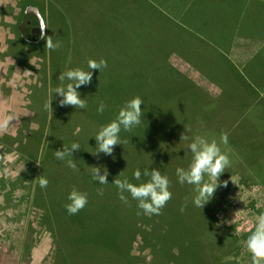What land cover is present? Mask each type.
Listing matches in <instances>:
<instances>
[{
  "label": "trees",
  "instance_id": "obj_1",
  "mask_svg": "<svg viewBox=\"0 0 264 264\" xmlns=\"http://www.w3.org/2000/svg\"><path fill=\"white\" fill-rule=\"evenodd\" d=\"M41 11L46 15L45 9ZM57 12L62 13L61 21H63L64 11L57 10ZM99 13V17H96L91 24V33L96 46L103 50V60L107 62V67L103 68L104 74H102L103 81L101 82L103 85L99 84L98 87H104L111 92V88L108 86L117 84L122 79L141 80V87L150 88L151 104L150 107L145 108L148 113L143 111L140 125L131 131H121L120 137L124 143L114 146L111 155L103 153L93 155L92 153L96 149L88 143L78 140L74 126L70 124H75L73 119L60 116V97L58 96L57 114L53 110L52 117L49 116L48 119V121L50 120L49 124L47 120L38 121L41 127L28 137L27 142L20 144L22 153L25 152L28 158L38 159L41 162L39 178L43 176L49 181L46 188H41L38 182L36 191L43 193L44 196L40 198L37 196L34 200L36 202L48 201L51 200L48 195H57V203L55 199L54 205L57 208L54 209L49 204V207L44 208L41 218V223L53 235L57 245V264H134L138 258L131 254V247L137 238H141L146 247L151 248L153 264H237L238 260L228 261L225 258L229 252L239 253V247H235L234 242L230 239L225 238L221 240V243L217 239L219 230L215 228L213 220L216 218V210L219 208V196L214 195L208 202V207L204 206L202 219L182 214L181 206L190 207L192 204L181 202L178 196H172L161 208L159 214H151L152 216H146L143 210L137 207V202L131 207L129 202L134 200L130 194L125 193L128 196L127 204L120 200L118 190L113 182L122 172L120 171L123 167L122 160H127V153H133L132 151L150 152L151 155L161 153L166 157V162H170L172 154L177 156L179 154V157L191 154L187 152V148H183L181 143L183 124L188 114L186 115L183 105L181 82L178 77L181 75L174 72L168 63L167 53L170 51L168 48L173 49L176 44L172 39H166V26L160 23H145L143 20L137 26L134 24L133 14L126 12L124 17L128 24L118 27L105 21L101 9H99ZM117 13H120V10ZM22 16L24 13L19 17V21L22 20ZM23 24L27 26L25 33L35 38L33 25L36 27L39 24L36 16L34 14L24 16ZM57 26L61 27L63 23L57 21ZM134 34L137 39H134ZM57 41H62V38H57ZM116 50L123 51L124 56H116L114 54ZM64 65L63 56H58L57 78L59 73L65 69ZM95 79L96 77H92L93 85H97ZM162 79H164V83ZM51 85L53 96V102H51L54 107L56 105L54 89L60 85V81L57 79V84ZM115 87H113L114 90ZM142 95L144 96V93ZM145 97L147 99L148 96ZM107 118L106 122L100 123L98 120L96 123L103 125L111 122L109 116ZM92 127H94L93 124ZM95 133L93 131L94 135ZM34 134L36 138L33 140H35L36 146L24 149L30 144L31 136ZM3 138L10 142L14 140L10 135ZM93 140L95 141L94 138ZM178 141H180L181 147L178 143L176 145ZM72 142H79L81 145V150L74 152V157H72L79 171H73L55 157L56 150H62L63 145L69 146ZM93 146L96 147L94 144ZM100 156H105L106 165H103L99 159ZM128 156L133 158L132 154H128ZM110 157H115L116 160L113 163L122 167L112 169ZM179 161L182 162V160ZM108 163L109 165H107ZM131 164H125V166ZM95 166L101 167V174H103L104 168L108 170V184L99 185L92 180L91 168ZM169 166L168 163L160 165L159 170L162 174L169 175L167 171L171 168ZM137 169L143 173L144 169L140 164L125 168L124 176L128 178L129 182L139 183L133 176ZM64 171L69 176L64 175ZM170 175L173 177L171 178L173 180L170 179L171 192L181 193L184 197L187 193L192 196L189 191V188L192 190V186L181 185L175 182L176 175L173 176L172 173ZM141 179L147 180V177L142 175ZM56 183L57 190L54 189ZM49 186L51 187L49 188ZM180 186H188L187 193L185 190H178L181 188ZM222 186L223 184H221ZM73 187L87 193L88 202L77 214L70 215L65 204L68 202L67 195ZM218 188L216 192L219 191ZM101 191L103 195L98 194ZM173 202L175 203L173 204ZM99 217L105 220L101 221L102 224H105L102 225V228L99 226ZM165 217H168L169 220H166ZM190 219L193 221L189 222ZM111 234L113 235L109 238ZM203 236L206 237V240L202 239ZM205 242H208L209 245ZM219 251L223 252L221 258H219ZM6 256L10 259L9 254L0 253V264H7L2 259Z\"/></svg>",
  "mask_w": 264,
  "mask_h": 264
},
{
  "label": "rangeland",
  "instance_id": "obj_2",
  "mask_svg": "<svg viewBox=\"0 0 264 264\" xmlns=\"http://www.w3.org/2000/svg\"><path fill=\"white\" fill-rule=\"evenodd\" d=\"M38 2L42 1L12 0V4H14V7H12L10 2L4 1L3 8L8 12L7 18H5V10L0 8V122L5 117H12L7 127L0 129V251L14 254L21 264H57V245L53 235L41 223L43 210L46 206L49 207V204H51L54 209L57 208V206H54L55 199L57 203V195H48L51 199L48 201L36 202L34 200L37 196L39 198L44 196L43 193L36 191L41 162L38 159L36 161L28 158L25 152L22 153L20 144L27 142L28 137L41 127L38 121H48L49 116L52 117V113H54L53 110L57 114V97L54 96L56 105L51 106L53 100L52 85L47 84L46 81L48 79L50 81V75H52L54 85L57 84L58 56L64 58L65 69L63 71L75 67L87 70L89 59L97 61L103 59V50L96 46L92 39L91 25H87L86 19L77 16L79 10H63L64 20L61 21L62 18L58 17L60 13L57 12V0H46V15L40 12L38 8L33 7L39 6ZM24 4H26L25 8ZM23 13L24 16L34 14L39 22L40 20L44 22V32L41 30L39 23L40 36L37 35L35 29V38L25 33L27 26L23 24V20L19 21V16ZM57 21L62 22L63 26H57ZM44 33L45 36L53 37L54 42H57V38H62V41H58V49H51L47 57L41 55L44 53L43 50L46 46V40L41 38ZM39 37L41 38L40 42H38ZM114 54L118 57L124 56V52L120 50H116ZM169 60L171 63L178 62L177 58H170ZM27 64L28 67L25 69ZM92 71V77H96L95 84L97 85H93L94 83L91 81L90 84L81 86L78 89L81 98L86 99L87 107L76 109L74 106L59 105V113L62 118L73 119L75 124H70L74 126L78 140L84 141L95 148L93 146V144L96 145L93 140V131L96 132L101 126L96 121L106 122L108 121L107 116L112 121L125 101L136 96L143 99L142 111L148 113L145 108L150 107L151 101L150 88L141 87V80L122 79L117 84L108 86L111 88L110 92L104 87H98L103 81V68ZM45 77L46 81L44 82ZM162 82L164 83V79H162ZM114 86H116L115 90L113 89ZM142 93H144V96ZM145 96H148L147 99ZM46 102L50 105L48 108L44 107ZM99 102H106V108L102 114L97 112L99 105L97 103ZM92 124L94 127H92ZM6 135L13 137V142L6 141L3 138ZM35 138V134L32 135L30 144L24 149H29L30 146L34 148L36 145L33 139ZM177 143L181 147L180 141L176 142V145ZM132 152L127 153L126 161L122 160L123 167L116 166L113 163L116 160L115 157H110L111 168L122 167L120 171L124 172L125 168L140 164L143 169L148 168L150 170L151 168L159 169L160 165L168 163L171 168L167 171L169 179H171L173 177L170 174L175 175V165L177 167L179 165L187 166L191 158V154H186L185 157L172 154L173 157L170 162H166V157L161 153L151 155L150 152L144 151ZM128 154H132L133 158L129 157ZM99 159L103 162V165H106L105 156H100ZM179 160H182V162ZM125 164L131 165L125 166ZM240 171L243 172L244 170ZM64 172V175L69 176L66 171ZM229 173L231 172L226 174L225 171L220 177L219 191L214 193V195L219 196V208H217L216 218L213 220L215 228L219 230V238L217 239L220 240V243L225 238L230 239L234 242L235 247H239V253L229 252L225 260L234 259L238 260L237 264H251L250 254L244 247L243 241L246 240L248 234L254 228L253 217L264 211V186L247 184L249 181L247 175H241L243 183L238 181L234 183L233 177L235 176ZM223 182L228 185L226 189L223 186L221 187ZM55 185L54 189L57 190V183ZM187 188L188 186L181 187L178 190H185L187 193ZM189 191L193 195L190 188ZM224 191L225 194L223 195ZM172 196H178L183 203L192 204V196L188 193L184 197L181 193L172 191ZM136 202L134 200L129 203L132 207ZM208 204H206V208ZM205 207L198 208L192 204L190 207L184 206V211H181L180 208V211L185 216L202 219L201 216ZM165 219L169 220L168 217H165ZM98 221H100L99 226L102 228V225L105 224H102L101 221L105 220L99 217ZM192 221L189 220V222ZM203 235H205V232H203ZM202 239L206 240V237L203 236ZM205 243L208 244V242ZM131 248V254L138 258L137 263L134 264H153L151 248L146 247L141 238H137ZM222 253V251H219V258H221Z\"/></svg>",
  "mask_w": 264,
  "mask_h": 264
},
{
  "label": "crops",
  "instance_id": "obj_3",
  "mask_svg": "<svg viewBox=\"0 0 264 264\" xmlns=\"http://www.w3.org/2000/svg\"><path fill=\"white\" fill-rule=\"evenodd\" d=\"M4 1L14 7L12 0H0L1 9ZM41 1L33 6L40 12L47 8L46 0ZM65 9L79 10L77 16L87 25L99 17V9L105 21L118 27L128 24L126 12L137 26L142 20L164 24L166 39L176 44L168 48V63L181 75L189 116L182 135L217 141L226 136L227 145L221 144L231 160L226 174L231 172L239 183L247 175V184L264 186V0H57V10ZM58 17L63 19L62 13ZM33 27L40 36L39 24ZM43 51L44 57L51 52ZM51 79L43 81L52 84ZM181 143L187 148L189 141ZM0 253L10 256L2 258L4 263L21 264L14 254Z\"/></svg>",
  "mask_w": 264,
  "mask_h": 264
},
{
  "label": "clouds",
  "instance_id": "obj_4",
  "mask_svg": "<svg viewBox=\"0 0 264 264\" xmlns=\"http://www.w3.org/2000/svg\"><path fill=\"white\" fill-rule=\"evenodd\" d=\"M43 24L41 30H43ZM46 40V48L55 49L59 47V42H54L51 36H43ZM107 62L105 60L89 59L87 63V70L75 67L67 68L58 76L60 85L55 87V98L58 96L60 106H74L76 109H85L87 107L86 99L81 98V93L78 89L81 86L88 85L92 81L93 71L95 69L101 70L106 68ZM53 102V101H52ZM51 102V106H52ZM143 99L139 96L133 97L125 101L124 105L119 109L118 113L111 122L101 125L93 136L96 141V151L93 155L103 153L111 155L114 151V146L123 145L120 137L121 131H131L134 127L142 122V104ZM49 103H45L44 107L48 108ZM106 104L100 102L97 107L98 113H103ZM12 117H5L0 122V129L6 128L9 120ZM189 131V130H187ZM92 137V138H93ZM181 140H188L187 150L191 153V158L187 166H178L175 169L177 181L181 185L192 186L191 202L195 207H204L214 196L217 188L220 186V177L225 173V170L231 167V160L227 149H222L221 144L227 145V137L221 136L217 141L214 138H209L207 135H194L189 137L186 134L181 136ZM81 145L79 142H72L69 146H64L62 150L55 151L57 160L62 161L66 166L73 171H79L74 159V152H79ZM101 167L95 166L91 168L92 180L99 185L108 184V170L103 169L101 174ZM142 175L147 177V180H142ZM133 176L139 183L129 182L128 178L124 176V172L114 179L113 184L118 190V195L121 201L128 203V196L137 201V207L143 210L145 215L159 214L161 208L172 197L170 191V179L167 174H162L158 168H145L143 173L140 169L134 171ZM120 177H123L122 179ZM235 183V177H233ZM49 181L46 177L40 176L39 185L41 188H46ZM223 187H228L225 182ZM103 195V192H99ZM67 203L65 208L70 215L77 214L83 209L87 202V193L73 187L67 195ZM181 211H184V206H181ZM239 214V213H238ZM254 228L248 234L244 247L251 257V264H264V211L253 217Z\"/></svg>",
  "mask_w": 264,
  "mask_h": 264
},
{
  "label": "built area",
  "instance_id": "obj_5",
  "mask_svg": "<svg viewBox=\"0 0 264 264\" xmlns=\"http://www.w3.org/2000/svg\"><path fill=\"white\" fill-rule=\"evenodd\" d=\"M42 24H43V27H44V29L42 31L44 32L45 31V25H44V22L40 20V27H41Z\"/></svg>",
  "mask_w": 264,
  "mask_h": 264
}]
</instances>
